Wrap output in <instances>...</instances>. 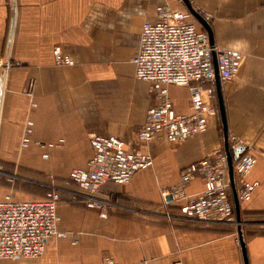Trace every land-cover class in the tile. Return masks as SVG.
Returning <instances> with one entry per match:
<instances>
[{"label":"crops","instance_id":"obj_1","mask_svg":"<svg viewBox=\"0 0 264 264\" xmlns=\"http://www.w3.org/2000/svg\"><path fill=\"white\" fill-rule=\"evenodd\" d=\"M190 2L210 18L216 48L245 55L237 78L221 84L229 137L250 146L258 159L248 179L259 187L250 202L240 203L238 224L158 217L164 211L179 216L169 204L186 201L169 202L166 192L179 184L182 171L225 148L220 112L209 118L207 132L180 144L137 138L156 105L149 84L135 78L143 26L156 22L157 8L165 4L188 11L182 0H0V55L21 63L4 82L0 159L55 174L69 171L70 177L93 158V138L116 137L128 151L154 160L130 183L103 188L101 198L111 204L108 218L81 202L59 203L58 231L67 237H51L38 259L0 264H104L105 257L118 264H245L242 241L249 264H264V0ZM56 47L75 66L56 67ZM170 96L176 112L192 113L187 88L171 86ZM29 122L30 144L23 148ZM203 190L197 178L186 195ZM15 194L0 188V200L12 195L39 201Z\"/></svg>","mask_w":264,"mask_h":264},{"label":"built area","instance_id":"obj_2","mask_svg":"<svg viewBox=\"0 0 264 264\" xmlns=\"http://www.w3.org/2000/svg\"><path fill=\"white\" fill-rule=\"evenodd\" d=\"M205 20L208 22L210 18ZM214 53L220 83L234 81L245 57L242 52L213 47L207 31L189 11L175 10L169 4L157 8V21L144 24L139 52L133 59L135 78L148 83L156 98V105L148 111L145 124L137 132L140 142L150 143L163 137L171 144H180L207 132L209 118L219 114ZM53 54L56 67L75 66L61 47H56ZM20 66L19 62H6L5 68L10 70ZM171 86L188 89L190 115L179 114L174 109ZM31 134L32 123L29 122L23 148H28ZM91 144L94 156L87 168L75 169L70 175V182L77 187L76 192L70 193L71 199L96 210L101 218H108L111 204L101 198L103 188L109 182L130 183L135 174L152 167L154 160L149 154L128 151L124 142L116 137H96ZM240 148L242 150L237 152ZM229 152L235 156L233 169L238 200L250 202L259 183L249 181L248 177L258 159L252 148L236 136L229 137ZM228 172L229 156L225 148L185 168L179 184L167 191L166 196L172 195L175 204L186 202L179 206V216L166 214V219L237 225ZM197 178L202 179L204 190L196 197L188 198L186 189ZM60 201L57 188L39 201H16L12 195L0 200V260L38 259L51 237L66 238V233L58 231ZM103 263L118 264L109 257H105Z\"/></svg>","mask_w":264,"mask_h":264},{"label":"rangeland","instance_id":"obj_3","mask_svg":"<svg viewBox=\"0 0 264 264\" xmlns=\"http://www.w3.org/2000/svg\"><path fill=\"white\" fill-rule=\"evenodd\" d=\"M0 62H3V65H0L1 79V72L6 65L5 56L0 55ZM6 62L14 61L8 56ZM10 70H6V74L10 72ZM0 172V188L14 191L16 193L15 197L19 200L28 199L30 196L42 200L46 198L47 192H50L53 188H57L61 195V201L59 203L62 204L73 201L70 193L77 191V187L70 182L69 171L67 174H55L51 171H43L35 167L10 165V163H6L0 159ZM163 214L164 215L158 217H162V219H159L165 222L167 220L165 215L171 214V212L164 211Z\"/></svg>","mask_w":264,"mask_h":264},{"label":"water","instance_id":"obj_4","mask_svg":"<svg viewBox=\"0 0 264 264\" xmlns=\"http://www.w3.org/2000/svg\"><path fill=\"white\" fill-rule=\"evenodd\" d=\"M182 2L186 5L188 11L196 18V20L199 22V24L207 31V33L209 35V39H210V44L213 47H215L213 32H212V29H211L209 23L204 19V17L201 14H199L196 11V9L192 6L190 0H182ZM7 58H8V55L5 56V63H6ZM214 62H215V67H216V72H217V96H218V102H219V112H220V116H221L222 123H223V133L225 136V150L229 156V175H230L231 185L233 188L235 209H236L237 215L239 216V214H240V202H239L238 197H237L236 185H235V179H234V169H233L234 159L229 152V131H228V124H227V117H226V108H225L224 99H223V95H222L221 83H220V79L218 76L219 72H218V67H217L216 53H214ZM5 76H6V70H5V68H3L2 72H1V79H0V108H1V102H2V95H3V91H4ZM241 150L242 149L240 148L237 150V152H240ZM168 200H169V202L174 201L173 196L170 195L168 197ZM241 244H242V250H243L245 264H249L248 256H247V252H246V245L243 241Z\"/></svg>","mask_w":264,"mask_h":264},{"label":"trees","instance_id":"obj_5","mask_svg":"<svg viewBox=\"0 0 264 264\" xmlns=\"http://www.w3.org/2000/svg\"><path fill=\"white\" fill-rule=\"evenodd\" d=\"M218 96H217V92H216V104L218 105ZM219 115V114H218ZM220 123H221V120H220ZM232 157H233V159H234V161H235V156L232 154ZM49 194V192H47L46 193V198H47V195ZM45 198V199H46ZM231 200H232V203H233V206H234V210H235V205H234V199H233V195H232V193H231ZM169 206L171 207V208H174V209H176V210H178L179 211V207H177L176 205H174V203H170L169 204ZM235 213H236V211H235Z\"/></svg>","mask_w":264,"mask_h":264}]
</instances>
